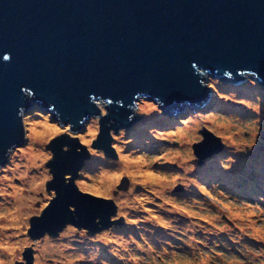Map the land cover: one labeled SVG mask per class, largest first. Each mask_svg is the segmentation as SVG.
<instances>
[{
  "label": "water",
  "instance_id": "water-1",
  "mask_svg": "<svg viewBox=\"0 0 264 264\" xmlns=\"http://www.w3.org/2000/svg\"><path fill=\"white\" fill-rule=\"evenodd\" d=\"M203 72L264 82V0H0V165L23 144L21 114L34 104L72 133L98 115L92 148L115 157L110 131L140 116L130 113L139 98L167 112L205 104ZM206 143L192 146L195 163L221 151L204 155ZM45 149L54 196L28 236L56 237L67 225L91 235L118 222L111 199L75 186L88 159L78 138L62 134ZM22 259L33 264L31 250Z\"/></svg>",
  "mask_w": 264,
  "mask_h": 264
},
{
  "label": "rangeland",
  "instance_id": "rangeland-1",
  "mask_svg": "<svg viewBox=\"0 0 264 264\" xmlns=\"http://www.w3.org/2000/svg\"><path fill=\"white\" fill-rule=\"evenodd\" d=\"M203 73L209 93L204 105L183 104L180 109L167 112L156 101L139 98L130 113L140 116L127 127L110 131L115 157L92 148L90 141L97 130L98 115L89 117L72 133L68 123L54 120L42 109L22 112L24 142L11 149L7 161L0 165V249L7 247L5 243L13 245L9 264L23 262L26 250H31L33 264H67L69 256L73 257V264H110L102 259L91 262L87 250L93 245L104 246L99 250L103 255L115 244L118 253L112 254L111 259L116 264H264V196L250 184V179L258 176L264 179V169L259 172L260 165L264 166V82L246 74L239 82L241 86H233L230 83L235 80L231 78H213ZM231 89H236L234 94ZM241 112L246 115L240 116ZM146 118L160 124L148 129L142 139L134 140L133 134L147 129ZM43 122L57 128L41 141L46 155L34 164L36 170H24L21 160L33 147L29 141L30 124ZM188 128L193 129V134ZM203 132L208 133V145L201 151L204 155L218 144L222 148L195 163L192 146L205 139ZM62 134L77 137L88 154L75 186L94 197L111 199L116 214L110 220L118 222L91 235L67 225L56 237L44 235L33 240L27 234L29 220L39 216L54 196L53 191L45 189L51 179L46 167L51 153L45 146ZM139 156L141 168L158 176V183L138 180L137 172L132 174L126 169L115 173L121 160ZM200 171H211L214 177L200 178ZM227 177L233 178L234 186L246 185V192H236L228 186ZM122 179L127 181L126 188L114 196ZM159 183L162 184L154 188ZM18 198L20 204L12 205ZM17 209L20 212L15 216ZM113 229L133 239H121L125 245L120 247V239L109 237ZM62 238H68L65 244H69L62 249L63 254L42 250L44 241L51 246Z\"/></svg>",
  "mask_w": 264,
  "mask_h": 264
},
{
  "label": "bare ground",
  "instance_id": "bare-ground-1",
  "mask_svg": "<svg viewBox=\"0 0 264 264\" xmlns=\"http://www.w3.org/2000/svg\"><path fill=\"white\" fill-rule=\"evenodd\" d=\"M213 78H215V77H213ZM230 84L233 85V86H235V85L236 86H241V83L240 84H235L234 82H232ZM231 90H233L232 94H234V92H235L236 89H231ZM242 90L246 94H249L250 93V91L247 88H244V89L242 88ZM241 96H246V95H241ZM245 98H247V97H245ZM224 107H226V106H224ZM142 108L144 109L145 106H142ZM245 115H246L245 112H241V115L240 116H245ZM157 124H160V122L159 121H156L155 119H147L146 118L145 125H146L147 129H145L143 131H140L139 130L137 133L133 134V136H132L133 139L134 140H137V141L140 140V139H142V137L144 135H147L148 129H150L152 127H156ZM30 125L32 126V128L30 130L31 131V134L29 135V141H30V145H32L33 147L31 149L27 150V153L25 154L26 159L25 160H21V162L25 163L24 170H26L29 167L31 169H35L36 170L34 164H37V162H39V160L42 159V158H44V156L46 155V154L43 153V150L41 149V141L42 140H45L47 138V136H49L52 133H54L55 132V129L57 128L56 125L54 127H52V126L48 125L45 122L41 123L40 125H33V124H30ZM141 126L142 125H140V127ZM188 129H190V132L193 134V131H192L193 129H191V128H188ZM141 160L142 159L140 158V156L139 157H136V158H133V159L131 158L130 161L121 160L122 161L121 162V166L118 167L119 166V164H118L117 167H115L114 171H115V173H118L121 170L126 169V170H129L132 174H134L135 172H137L139 174V176L137 177L138 180H141V181L142 180L143 181L144 180L155 181L156 183H158L160 181V179H159L158 176L153 177V174L150 173V172H148L149 170L147 171L146 168L145 169L144 168H141ZM259 168H260V171L259 172H262L263 169H264V166H261L260 165ZM133 170H135V171H133ZM42 172H43V169H42ZM36 174L37 173L35 171L34 174H33L34 177H35ZM197 175H200V178H206V179H210V180H212V178L214 177V176L213 177L211 176V171H200ZM231 175H233V174H231ZM227 176H230V175L227 174ZM40 177H42V176H40ZM137 179L135 178V180H137ZM227 179L229 180V183H227V185L230 186L231 188L235 189L236 192H244L245 191L244 189H245L246 185H241V187L234 186L235 184L233 183V178L227 177ZM203 180H201V181H203ZM250 182L249 183L252 185L251 187L257 188V191H259V193L264 196V179L262 177L258 176L254 180L253 179L252 180L250 179ZM161 184L162 183L157 184L156 186H154V188L157 189L158 186L161 185ZM238 189H240V190L237 191ZM155 192L157 193L158 191L155 190ZM250 193H252V192H250ZM20 196H21V194H18V197L19 198H20ZM19 198L12 205H19L20 204ZM11 209L12 208H10L9 211H11ZM24 210H26V208ZM163 211L164 212H167V210H163ZM19 212H20V209H17L15 211V216H16V214L18 215ZM10 216H12V214L9 215V217ZM13 222H15L17 224V220L16 219H13ZM7 223H9V222H7ZM111 231H113L112 232V236L110 235L109 237L110 238L112 237L114 239H120V241H121L120 247L121 246L123 247L125 245L122 242L121 239H124L126 237L129 238V239H131V240L133 239V237H128L129 235L126 234V233L121 234V232H118L115 229H113ZM160 239H162V237H160ZM67 242H68V238L67 239L62 238V239L58 240L56 243L50 244L51 246H48L49 245L48 242L47 241H44V244H42V250L44 251V250H46L48 248L49 250H52V251H55V252H58V253L59 252L62 253V251H63L62 249L63 248L66 249V246L69 245V244H65ZM5 244L7 245V247H5L4 249H0V264H9L10 263V256H11V252H12V249H13V245L12 244H9V243H5ZM89 245L92 246L93 244L92 243H89ZM116 246H117V244H115L112 248H108V251L105 254L101 255L99 250H101V248H104V246L97 248L95 245H93L92 248H88V250H87L88 253L87 254L89 255V258H91V262H93V261L94 262H97L98 260L102 259V260H108L110 262V264H116V262L111 259V257L113 256L112 254L115 255V253H118V248ZM66 259H67L66 260V263L67 264H73V257L72 256H69ZM115 260L116 261H120L119 259H116V258H115Z\"/></svg>",
  "mask_w": 264,
  "mask_h": 264
},
{
  "label": "clouds",
  "instance_id": "clouds-1",
  "mask_svg": "<svg viewBox=\"0 0 264 264\" xmlns=\"http://www.w3.org/2000/svg\"><path fill=\"white\" fill-rule=\"evenodd\" d=\"M225 77V76H224ZM228 78H230V77H228ZM241 81V79L240 80H238V81H234V83L235 84H239V82ZM209 99V98H208ZM208 101V100H207ZM204 105V104H203ZM39 108L37 105H33V107H31V108H29L28 110H27V112L28 111H31L32 109H34V108ZM39 109H42V108H39ZM43 110V109H42ZM44 111V110H43ZM45 113H47V114H50V113H48V112H46V111H44ZM51 115V114H50ZM54 119V118H53Z\"/></svg>",
  "mask_w": 264,
  "mask_h": 264
}]
</instances>
